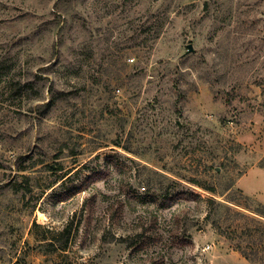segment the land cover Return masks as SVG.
Wrapping results in <instances>:
<instances>
[{
    "label": "rangeland",
    "instance_id": "374dc122",
    "mask_svg": "<svg viewBox=\"0 0 264 264\" xmlns=\"http://www.w3.org/2000/svg\"><path fill=\"white\" fill-rule=\"evenodd\" d=\"M261 204L264 0H0V264H264Z\"/></svg>",
    "mask_w": 264,
    "mask_h": 264
},
{
    "label": "trees",
    "instance_id": "16d2710c",
    "mask_svg": "<svg viewBox=\"0 0 264 264\" xmlns=\"http://www.w3.org/2000/svg\"><path fill=\"white\" fill-rule=\"evenodd\" d=\"M211 191H214L215 189L213 187H210L209 188ZM210 201H214L213 197H210L209 199ZM230 202H232L231 200H228ZM264 205H260V207H257L255 209H249L250 211H252L253 213L257 214V215H261V216H264ZM240 215H244L242 212H238ZM122 240V239H121ZM130 244H134V243H129V246ZM246 255L247 258H249L252 262H253V259L251 257H249L246 253H244Z\"/></svg>",
    "mask_w": 264,
    "mask_h": 264
}]
</instances>
